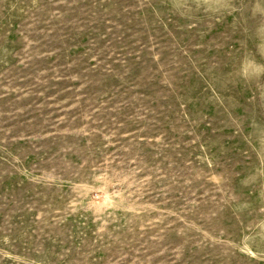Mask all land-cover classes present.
I'll return each mask as SVG.
<instances>
[{"label":"rangeland","instance_id":"374dc122","mask_svg":"<svg viewBox=\"0 0 264 264\" xmlns=\"http://www.w3.org/2000/svg\"><path fill=\"white\" fill-rule=\"evenodd\" d=\"M0 264H264V0H0Z\"/></svg>","mask_w":264,"mask_h":264}]
</instances>
